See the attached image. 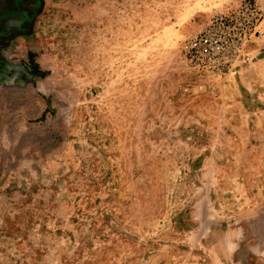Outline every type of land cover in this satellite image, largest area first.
Returning <instances> with one entry per match:
<instances>
[{
  "label": "rangeland",
  "instance_id": "374dc122",
  "mask_svg": "<svg viewBox=\"0 0 264 264\" xmlns=\"http://www.w3.org/2000/svg\"><path fill=\"white\" fill-rule=\"evenodd\" d=\"M237 1L0 0V264H264V34L183 54Z\"/></svg>",
  "mask_w": 264,
  "mask_h": 264
},
{
  "label": "built area",
  "instance_id": "2783aa9c",
  "mask_svg": "<svg viewBox=\"0 0 264 264\" xmlns=\"http://www.w3.org/2000/svg\"><path fill=\"white\" fill-rule=\"evenodd\" d=\"M263 9L256 0H238L213 15L188 40L186 65L205 75H226L250 65L252 49L263 36Z\"/></svg>",
  "mask_w": 264,
  "mask_h": 264
}]
</instances>
